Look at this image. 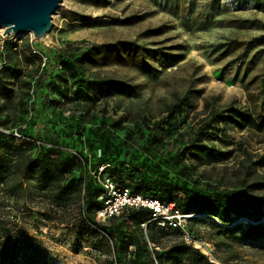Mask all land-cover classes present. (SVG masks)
I'll return each instance as SVG.
<instances>
[{"label":"rangeland","instance_id":"rangeland-1","mask_svg":"<svg viewBox=\"0 0 264 264\" xmlns=\"http://www.w3.org/2000/svg\"><path fill=\"white\" fill-rule=\"evenodd\" d=\"M53 23L48 39L7 36L0 48L6 62L0 131L24 148L38 141L29 150L35 155L49 152L54 142L45 136L55 127L64 138L52 157L67 156L62 183L75 182L53 193L27 180L19 189H11L12 180L0 185V264H113L112 241L79 221L84 193L72 154L87 155L97 184L110 181L120 190L136 167L150 178L175 181L185 163L202 188L235 189L264 175V0H63ZM47 56L58 71L38 87ZM64 57L75 67L64 66ZM102 80L111 82L102 87ZM183 95L186 104L170 112ZM214 108L250 122L245 128L230 117L216 123L205 143L213 140L222 151L218 161L200 148L181 151ZM96 127L88 138L87 129ZM103 150L111 160L96 170ZM111 164L123 179L101 170ZM112 190L92 206L100 221L107 222L99 211ZM230 217L222 222L196 213L189 221L194 247L215 264H264V224L250 231L264 214L248 206ZM164 235L165 245L179 239L173 231ZM139 262L148 257L142 254Z\"/></svg>","mask_w":264,"mask_h":264},{"label":"trees","instance_id":"trees-1","mask_svg":"<svg viewBox=\"0 0 264 264\" xmlns=\"http://www.w3.org/2000/svg\"><path fill=\"white\" fill-rule=\"evenodd\" d=\"M67 62L75 67L73 61L64 57V66ZM46 65L47 67L43 68L38 74L36 81L38 87L52 80L54 74L58 71L59 65L52 56H47ZM108 82L111 81L102 80L99 84L103 87ZM186 102L185 95L179 97L169 106L170 112H178ZM228 117L235 120L243 128L250 122V119L245 115L237 120V115H229L225 113L224 109L214 108L209 117L200 122L194 136L187 141L181 151L188 153L200 148V152L207 153L218 161L219 153L222 151L215 147L213 140L210 141V144L205 143V140L209 133L216 128V123L218 121L225 122ZM162 122H164L163 118L156 121L153 126H158ZM100 129L101 127L88 128L89 136H86L89 138L91 133L97 134ZM45 137L47 140L54 142L49 152L42 153L39 151L32 155L29 154V150L38 147V141H31L24 148L13 143L14 136H6L0 131V185L8 184L7 182L12 180L14 185L11 189L16 188V186L19 189L27 180L33 182L36 188L46 192L53 193L56 190L69 189V184L75 182V178L70 179L66 186L62 183L64 180L63 163L66 161L67 156L52 157L57 152L55 143H59L64 138L63 134L55 127H51L47 130ZM246 154L249 158L252 157V154L247 151ZM72 155L78 162L77 182H82L84 193L79 221L82 226H93L97 233H101L102 238L108 237L112 241L110 251L113 252L114 259L110 260L111 263L140 264L139 259L143 254L148 257V263L146 264H188V261L194 264H215L207 255L195 248L193 243H187L178 229L172 230L159 226L157 221L152 220L153 211L148 207H125L119 214L106 218L107 222L98 220L92 206L98 202L99 195L107 190L105 182L99 185L93 180L88 168L89 158L87 155L84 153ZM260 158L262 159L263 155L258 156L257 162H261ZM110 160V155L103 150L102 157L94 167L97 170L100 165ZM182 167L183 170L181 169L175 181L150 178L147 174L142 173L141 168L136 167L128 175L129 183L126 187L132 194H141L145 197L158 198L167 202L173 201L176 209L183 214L195 215L198 213L204 215L208 213L217 216L222 222L232 220L231 213L236 214V217L243 214L248 206H253L258 212V216L264 214L262 208L264 193L261 191L264 187V181H262L264 175L249 184L244 180L246 184L235 189H220L217 186L202 188L198 187V185H202L199 179L192 178L189 166L183 163ZM117 168L116 164H111L109 167H104V170L106 169L116 179L121 180L124 177ZM71 169L72 167H66V173L70 174ZM188 181L193 183L194 187L189 188ZM13 191L10 190L12 194ZM246 193H249L250 203L243 202L242 195ZM162 195H167V199H162ZM201 218L195 219V222L201 221ZM192 220L193 218L190 219V221ZM262 224H264V221L251 225L250 231L256 233L262 228ZM166 230L175 232L179 239L165 245L166 238L164 234Z\"/></svg>","mask_w":264,"mask_h":264},{"label":"built area","instance_id":"built-area-1","mask_svg":"<svg viewBox=\"0 0 264 264\" xmlns=\"http://www.w3.org/2000/svg\"><path fill=\"white\" fill-rule=\"evenodd\" d=\"M3 30H0V48L4 47V42L7 40V36H14L15 34L9 33L3 34ZM16 36V35H15ZM5 59H0V69L5 64ZM17 136L22 137L18 133ZM104 167H101L103 170ZM105 186L113 189L115 195H110L106 200V205L99 211V215L102 218H108L112 215L119 214L125 207H148L153 211L152 220L158 222L161 227L169 229H178L181 232L182 238L188 243H195V234L190 230L189 221L194 214H183L176 209L173 201H162L158 198H149L141 194H132L127 187L121 190L115 187L113 182H105Z\"/></svg>","mask_w":264,"mask_h":264},{"label":"water","instance_id":"water-1","mask_svg":"<svg viewBox=\"0 0 264 264\" xmlns=\"http://www.w3.org/2000/svg\"><path fill=\"white\" fill-rule=\"evenodd\" d=\"M63 0H0V28L4 33H33L42 39L53 28V15Z\"/></svg>","mask_w":264,"mask_h":264},{"label":"bare ground","instance_id":"bare-ground-1","mask_svg":"<svg viewBox=\"0 0 264 264\" xmlns=\"http://www.w3.org/2000/svg\"><path fill=\"white\" fill-rule=\"evenodd\" d=\"M0 30H3L4 31V28L2 27V28H0ZM24 34H27V33H24ZM30 34L32 35L33 33H30ZM49 35H50V33H47L42 39H48L49 38Z\"/></svg>","mask_w":264,"mask_h":264}]
</instances>
